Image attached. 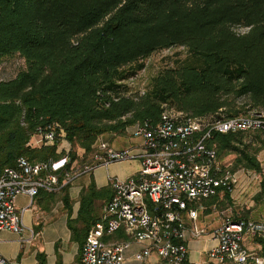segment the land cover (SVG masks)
<instances>
[{
  "label": "trees",
  "instance_id": "obj_1",
  "mask_svg": "<svg viewBox=\"0 0 264 264\" xmlns=\"http://www.w3.org/2000/svg\"><path fill=\"white\" fill-rule=\"evenodd\" d=\"M172 47L184 48L185 57L160 69L143 92L131 91L126 82L143 60ZM14 55L24 68L0 81V175L19 157L59 159L62 141L71 162L84 163L101 135L155 126L166 108L206 122L264 118V0H0V65ZM52 124L53 145L31 144L37 127ZM245 138L211 131L204 146L216 159L232 155V172L259 173ZM220 191L228 200L229 192ZM62 193L70 217L66 186ZM111 195L109 186L92 183L80 191L77 215L67 221L79 258L99 220L98 202ZM254 199L264 206V177ZM255 242L264 257V240Z\"/></svg>",
  "mask_w": 264,
  "mask_h": 264
},
{
  "label": "built area",
  "instance_id": "obj_2",
  "mask_svg": "<svg viewBox=\"0 0 264 264\" xmlns=\"http://www.w3.org/2000/svg\"><path fill=\"white\" fill-rule=\"evenodd\" d=\"M56 127H37L36 145H53ZM129 130L137 140L134 146L114 149L98 141L82 168L71 166L68 150L55 161L19 157L14 167L5 168L0 175V232L30 243L36 234L23 224L24 209L16 207L19 196L32 200L40 191L57 193L98 168L136 162L137 172L127 179H107L112 195L87 232L76 264H264L260 248L246 246L247 241L264 240V220L234 219L220 212L212 228L196 223L217 189L230 193L237 185L236 173L216 162L214 150L206 149L204 140L211 131L264 134L263 114L206 122L164 109L157 125L143 122ZM118 232L124 238H118ZM200 237L214 244L197 263L187 257L186 242ZM0 264L13 263L0 254Z\"/></svg>",
  "mask_w": 264,
  "mask_h": 264
},
{
  "label": "crops",
  "instance_id": "obj_3",
  "mask_svg": "<svg viewBox=\"0 0 264 264\" xmlns=\"http://www.w3.org/2000/svg\"><path fill=\"white\" fill-rule=\"evenodd\" d=\"M98 141L107 142L110 147L114 149H121L137 142V140L128 137L127 134L123 136L103 134L94 143V148ZM61 143L67 144L66 141H62ZM31 144L38 147L34 137L32 138ZM66 150L69 151L68 144L66 147L62 145L58 152H63L64 155ZM82 156L83 151L79 150L78 157L82 159ZM78 161L79 160L73 161L71 166H78ZM137 170L138 165L136 162L115 163L83 174L73 180L71 184L66 186L68 197L72 205L70 217L67 215L61 199L63 195L62 190L57 193L40 191L32 200L24 195L19 196L16 200V207L19 211L24 209V211H22L23 224L31 228L35 232L36 237L30 243L26 244L20 241L19 235L9 232H0L1 256L13 264H76L79 259V248L78 244L71 239V231L67 226V221L69 218L75 219L77 215L80 191L87 188L91 183L95 185L97 190L105 188L109 186L107 182L109 177L125 180L135 174ZM229 198H232L231 192L228 193V200L219 192L214 199L211 198L205 202L204 205L206 209L198 214L196 220L197 225L207 228L214 227L218 222V217L216 218L213 216V211L210 210V208H214V204L221 200L231 204L232 201ZM98 203V216L100 219L101 207L106 202L102 205L101 202ZM120 238L124 237L122 236ZM213 244L214 242L208 237H200L197 240H187V257L199 263L205 259L206 251ZM246 246L249 250L254 251L260 248L254 241H247ZM150 259L155 260V257L152 256Z\"/></svg>",
  "mask_w": 264,
  "mask_h": 264
},
{
  "label": "rangeland",
  "instance_id": "obj_4",
  "mask_svg": "<svg viewBox=\"0 0 264 264\" xmlns=\"http://www.w3.org/2000/svg\"><path fill=\"white\" fill-rule=\"evenodd\" d=\"M236 32L243 33L245 30L237 29ZM185 55V49L182 47H172L155 52L143 60V69L137 72L135 76L130 78L126 84L129 86L131 91L141 93L146 88L150 78L153 77L160 69L171 66L174 60L183 59ZM23 68L24 60L18 55L4 59L0 65V81L13 78L17 72ZM165 110L175 112L172 109L166 108ZM131 127H128L123 135L127 134L128 137L132 138L129 130ZM244 134L246 135V140L252 141L251 148L256 150L255 158L259 165H261V171L259 173H254L247 170L245 171L243 169H237L234 171L237 176V185L232 190L233 192L231 191L232 198L229 199L232 202L230 204L228 202H223V200L217 201L214 204V208H210L214 214L212 215L216 218L218 217V213L223 212L234 219L264 220V206L260 201L254 199L255 194L259 190V181L264 177V134L260 132H245ZM62 145L65 147L67 146L66 143H60L58 148L61 149ZM134 145L135 143H132L129 146L121 149H127ZM91 158L92 156L84 164H88ZM232 158V155H226L217 159L216 162H218L220 165L227 164V167L231 169ZM82 163L80 164L78 161V166L80 167ZM82 167L83 166L80 168Z\"/></svg>",
  "mask_w": 264,
  "mask_h": 264
}]
</instances>
